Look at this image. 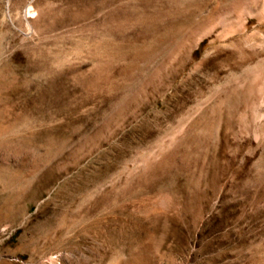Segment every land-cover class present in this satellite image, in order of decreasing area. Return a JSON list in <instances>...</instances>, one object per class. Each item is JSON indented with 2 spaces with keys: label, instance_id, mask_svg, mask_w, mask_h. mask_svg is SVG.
<instances>
[{
  "label": "rangeland",
  "instance_id": "rangeland-1",
  "mask_svg": "<svg viewBox=\"0 0 264 264\" xmlns=\"http://www.w3.org/2000/svg\"><path fill=\"white\" fill-rule=\"evenodd\" d=\"M263 7L0 0V264H264Z\"/></svg>",
  "mask_w": 264,
  "mask_h": 264
},
{
  "label": "bare ground",
  "instance_id": "bare-ground-1",
  "mask_svg": "<svg viewBox=\"0 0 264 264\" xmlns=\"http://www.w3.org/2000/svg\"><path fill=\"white\" fill-rule=\"evenodd\" d=\"M264 8V7H263ZM244 10H245V12H249L250 13V11H251V8L250 7H244ZM252 12V11H251ZM261 17H263L264 18V9L262 10V13H261ZM243 20V19H242ZM242 20H238L237 22V24L235 25V26H233L234 24H232V26H230L229 27V29L227 28L224 32H223V35H229L228 33H231V32H234L235 30H238V29H241L242 28V26L244 25L243 23V21ZM224 26V25H223ZM227 26V25H226ZM245 26V25H244ZM245 28V27H244ZM243 29V28H242ZM241 29V30H242ZM243 31V30H242ZM222 34V33H221ZM222 35V36H223ZM224 37V36H223ZM263 81V80H262ZM258 83V82H257ZM249 86V85H248ZM258 86V85H257ZM251 88V87H250ZM249 88V89H250ZM253 98V97H252ZM250 102V101H249ZM264 104V103H263ZM248 106V105H247ZM249 107V106H248ZM255 134V133H254ZM257 137H258V135H257ZM256 137V138H257ZM254 138H255V135H254Z\"/></svg>",
  "mask_w": 264,
  "mask_h": 264
}]
</instances>
